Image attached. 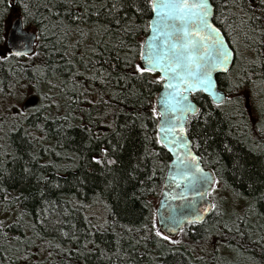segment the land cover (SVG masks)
Listing matches in <instances>:
<instances>
[{"label":"snow or ice","instance_id":"snow-or-ice-1","mask_svg":"<svg viewBox=\"0 0 264 264\" xmlns=\"http://www.w3.org/2000/svg\"><path fill=\"white\" fill-rule=\"evenodd\" d=\"M9 4L22 10L10 35L0 29L9 89L31 70L33 87L62 95L36 109L56 110L54 132L47 115L25 128L26 106L0 115V141L15 145L0 143V264H195L209 249L212 264H231L222 250H264V0H0V24ZM225 123L248 153L217 139ZM50 133L55 146L37 149ZM136 136L141 150L125 162ZM46 152L82 174L68 180L69 165L41 162ZM94 184L92 202L80 200ZM104 198L139 202L143 222L120 224L106 203L108 216H80Z\"/></svg>","mask_w":264,"mask_h":264},{"label":"trees","instance_id":"trees-1","mask_svg":"<svg viewBox=\"0 0 264 264\" xmlns=\"http://www.w3.org/2000/svg\"><path fill=\"white\" fill-rule=\"evenodd\" d=\"M245 3H247V0H245ZM15 8L20 10V13L22 15V10L19 8L18 4H16V5L9 4V12ZM7 17H8V15L5 17V23L0 24V29H4V31H5V25H6ZM3 34H4L3 32H0V35H3ZM140 38H142V37H138V39H140ZM2 43H3V40H0V48L2 46ZM37 50L39 51V49H37ZM39 62L40 61L38 59L35 60V63L38 64ZM14 71H15V69L10 67V65H8V64H4V65L0 66V81H2V83H0V87H2L4 89V92H0V115H3L5 113V111L7 110L8 115L11 116L12 110L14 108L17 110H23V106L21 108L17 107L16 100L20 97L23 98L30 93L31 94L37 93L40 95L41 104L37 108H40L41 105H44V103H47V104L49 103V101L44 99V96L46 94L47 95H49V94L48 93H41L40 94L41 88H43L44 86H45V88H49V87L43 82L40 84L39 88L33 87L32 84L29 83V80L32 79L31 70H28L22 77H20L21 84L17 85L15 91L10 90L8 87L9 83H15V77L13 76ZM16 76L19 77L20 74L18 72H16ZM53 82L57 83L58 81L54 80ZM21 85H26V86H21ZM51 89H53V91H54V94H52V96L60 97L62 95L59 88H51ZM94 95L95 94H93V97H94ZM196 102L199 103L198 100ZM66 103H67L66 101L61 99V110H60L61 114H63L65 111ZM37 108L27 110V115L29 116V119L24 124V127L29 128L30 130L34 131V129L31 128V125L33 123H42V124L45 123L43 117L47 115L49 117V121L47 122L48 126L50 129H52V132H54L55 125L51 123V118L56 114V110L54 108H44L42 111L37 112L36 111ZM74 115L78 116L79 113H74ZM216 119H223V117L217 116ZM72 123L74 125H79L80 121L79 120H73ZM153 127H154V125L150 123L149 128L152 129ZM221 128L223 131H222L221 135L217 138L218 140L224 139L226 142H229L236 149L237 152L248 153L249 146L245 143H240L236 139H234V136L237 135L235 130H233L232 136H224L223 133L228 132L227 124L226 123L222 124ZM94 131H95V129H94ZM71 135L75 136L77 142H79L80 137L84 134L80 131L79 128H75L72 130ZM241 139H243V137H241ZM13 140H15L17 144L19 143V140L15 135H13ZM0 143H6L8 145V151L9 152H12L13 148L15 147V145H13V143H12V140L0 141ZM55 144H56V139H55L54 135L50 133L48 139L43 141L42 144L37 143L36 148L39 149L42 146L53 147V146H55ZM213 147H215V145H213ZM74 148H75V145L69 146L66 149V152L72 153L74 151ZM140 150H141V138H140V136H136L135 139L130 140L129 143L126 145V147L122 153V159L125 162H127L130 154L135 156ZM57 151H61V149L57 148ZM225 159L227 160V157ZM49 160L55 161L57 164L69 165V167L66 171L63 169L61 170V175L65 176L68 180L72 179L74 173L76 175L82 174L81 170L78 167L73 166L76 162L71 160V159H65L63 157L58 158L51 152L44 153L42 156L41 162H45V161H49ZM248 160H249V163L251 165H254L257 168L260 167V160L257 158V156L255 154H249ZM132 163H135V160H133ZM52 171L53 170L50 169L49 174H51ZM143 178H144V174L141 173L140 179H143ZM229 179L231 180V177H229ZM97 184H98V181H97ZM158 184H159V182H158ZM19 187L20 186H17V187L9 186V194L10 195H16L17 194V188H19ZM102 187H103L102 185L97 186L96 184H94L90 187H87L84 191L87 193L88 199L85 200V196L83 193L80 194L79 199L84 201L85 203H91L92 197H93V188H95L96 193H99L101 191ZM159 191H160V188L158 186L157 192L155 194L149 195L147 197V199H150L152 201V209L153 210L155 209V205H157V202L159 201V198H160ZM57 195H60V194L57 193ZM65 195L70 197L72 195V192H69L66 190ZM105 203L111 206L113 213H115L114 218L117 219L120 224L135 223L136 225H138L139 223L143 222V217L140 215V211H139L141 209V204L139 202H137L134 205H129L128 207H125L124 204H116L114 200L109 199V198H104V201L102 203H96L90 209L82 210L80 213V216L82 217L84 215H88L90 218H92L93 215H95L97 217L108 216L109 213H108V210L104 206ZM33 206L34 205L31 202H29L26 205L28 210H31ZM148 215H150L149 211L143 212V216H148ZM209 219H211V217H209ZM93 222H96V221L94 220ZM260 222L264 223V220H262ZM117 231H119V228H117ZM12 234L13 233H10V235H12ZM104 239H105V241L110 243L114 239V237L112 236V233L109 232L105 235ZM185 239L188 240L189 242H191L193 239L199 240V237L196 235L195 232H193L188 237H186ZM125 247H127L126 244H125ZM152 247H153V245L150 244L149 248L151 249ZM246 247H247V251H244L242 249L241 255H237L235 252H233L231 250H228V251L222 250L221 254L224 255L229 261H231V264H252V262L248 259L249 257H254L256 264H264V250H262L260 246L252 245L251 243L246 242ZM140 251H144V249L141 247ZM210 252H211V249H209L207 253H198L200 255H204L205 260L204 261H196L195 264H212V257L210 255ZM137 255H139V253H137ZM141 264H149L148 259H147V255L143 258V260L141 261Z\"/></svg>","mask_w":264,"mask_h":264},{"label":"rangeland","instance_id":"rangeland-1","mask_svg":"<svg viewBox=\"0 0 264 264\" xmlns=\"http://www.w3.org/2000/svg\"><path fill=\"white\" fill-rule=\"evenodd\" d=\"M21 16V13H20V10H15V9H12L10 12H9V14H8V17H7V20H6V25H5V31L6 32H8L9 31V29H10V27H11V25H12V23H13V21L17 18V17H20ZM3 44H4V40H3V43H2V46H3ZM2 46H1V50H2ZM43 90V91H42ZM41 93H48L49 95H52V94H54V91H53V89H51V88H45V86L43 87V88H41V92H40V94ZM33 94V93H32ZM29 95H31V93L30 94H28L27 96H25V97H20V98H18L17 100H16V104H17V107L18 108H21L22 107V104H23V102H24V100L29 96ZM45 104H47V103H44V105ZM15 109V108H14ZM17 110V109H16ZM157 205H155V207H156Z\"/></svg>","mask_w":264,"mask_h":264},{"label":"water","instance_id":"water-1","mask_svg":"<svg viewBox=\"0 0 264 264\" xmlns=\"http://www.w3.org/2000/svg\"><path fill=\"white\" fill-rule=\"evenodd\" d=\"M18 18V17H17ZM17 18L13 21L12 25H14V23L16 22ZM11 25V27H12ZM11 27L8 31L9 35L11 34ZM41 104V98L40 95L37 93H33L31 95H29L23 102V108L26 106L27 110L29 109H35L37 107H39V105ZM161 199V196L159 198V200Z\"/></svg>","mask_w":264,"mask_h":264}]
</instances>
